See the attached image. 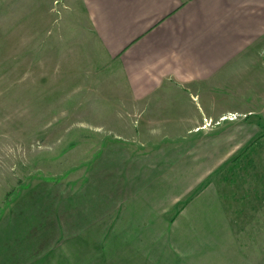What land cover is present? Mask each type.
<instances>
[{
  "label": "crops",
  "instance_id": "1",
  "mask_svg": "<svg viewBox=\"0 0 264 264\" xmlns=\"http://www.w3.org/2000/svg\"><path fill=\"white\" fill-rule=\"evenodd\" d=\"M77 8L74 34L85 59L70 69L85 63L91 72L106 71L111 87L120 89L135 112L121 135L133 153L126 163L104 164L98 190L83 191L81 177L63 193L127 196L125 212L109 226L115 237L122 232L129 240L109 241L106 249H118L116 257L97 264H253L221 196L207 198L209 185L178 212L173 208L207 170L220 167L264 129L244 124L253 109L226 108L231 89L244 96L255 86L254 102L264 99V0H77ZM68 14L67 28L74 23ZM235 113L241 121L228 120ZM226 120L246 137L241 145L205 139ZM195 169L201 170L198 177ZM103 180L109 182L101 186ZM45 252L3 264H63L62 250L48 251V258Z\"/></svg>",
  "mask_w": 264,
  "mask_h": 264
},
{
  "label": "rangeland",
  "instance_id": "2",
  "mask_svg": "<svg viewBox=\"0 0 264 264\" xmlns=\"http://www.w3.org/2000/svg\"><path fill=\"white\" fill-rule=\"evenodd\" d=\"M76 12L77 0H0V264L29 260L42 251L48 258V251L59 250L63 264H97L116 257L118 249H106L109 241L129 240L122 232L115 237L109 226L125 212L127 196L63 195L82 178L83 191L98 190L105 173L101 167L123 164L133 154L121 135L135 112L123 102L120 89L111 87V75L91 72L85 63L76 72L70 69L85 59L74 34L80 25ZM67 13L74 19L68 28ZM252 90L255 86L241 96L231 89L226 108L253 109L256 113L247 115L244 124L262 128L264 99L255 103ZM228 120L205 139L228 145L244 141ZM259 133L220 167L207 170L195 191L173 208L178 212L209 185L207 198L221 196L220 205L229 210L253 264H264V129ZM215 156L213 152L210 160ZM200 171L195 169L196 177ZM194 239L203 241L196 234Z\"/></svg>",
  "mask_w": 264,
  "mask_h": 264
},
{
  "label": "built area",
  "instance_id": "3",
  "mask_svg": "<svg viewBox=\"0 0 264 264\" xmlns=\"http://www.w3.org/2000/svg\"><path fill=\"white\" fill-rule=\"evenodd\" d=\"M238 117L236 116V114L234 115L233 114V116L230 118L231 120H235V119H237Z\"/></svg>",
  "mask_w": 264,
  "mask_h": 264
}]
</instances>
